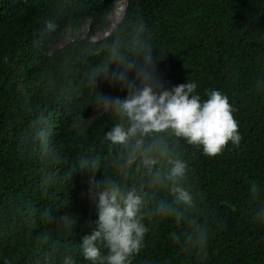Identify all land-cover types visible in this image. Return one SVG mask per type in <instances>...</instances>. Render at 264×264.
Here are the masks:
<instances>
[{
    "label": "trees",
    "instance_id": "1",
    "mask_svg": "<svg viewBox=\"0 0 264 264\" xmlns=\"http://www.w3.org/2000/svg\"><path fill=\"white\" fill-rule=\"evenodd\" d=\"M112 5L0 0V264H102V240L95 262L81 245L97 228L90 193L107 181L142 200L147 231L126 264H264V0H125L115 26L91 39ZM149 53L167 87L228 97L239 146L209 157L171 130L107 139L130 123L115 110L127 91L116 74L134 78ZM105 97L110 106L88 118ZM175 159L187 165L178 180Z\"/></svg>",
    "mask_w": 264,
    "mask_h": 264
},
{
    "label": "clouds",
    "instance_id": "2",
    "mask_svg": "<svg viewBox=\"0 0 264 264\" xmlns=\"http://www.w3.org/2000/svg\"><path fill=\"white\" fill-rule=\"evenodd\" d=\"M116 78L123 82L127 91L124 98L115 100V110L126 116L130 123L127 129L117 124L107 133V139L112 143L126 144L137 133L143 136L171 130L187 144L202 147L203 153L209 157L221 154L229 141L239 146L242 137L238 132V121L233 118L228 97L220 91L207 92V99H202L195 94V82L167 87L150 53L145 56L143 67L137 68L134 78L129 79L123 72L117 73ZM111 103L105 97V104ZM141 143V140L136 141L137 146ZM154 163L155 160L145 161L149 165ZM169 163L172 164L170 178L182 179L186 163L180 159L170 160ZM173 192L178 200L191 202L184 189L175 187ZM90 197L96 207L97 228L83 238V257L93 262L101 259L96 242L102 240L109 250L102 264L105 260L106 264H126L127 258L139 251L147 231L137 218L141 197L135 190L125 194L111 181L98 185Z\"/></svg>",
    "mask_w": 264,
    "mask_h": 264
},
{
    "label": "rangeland",
    "instance_id": "3",
    "mask_svg": "<svg viewBox=\"0 0 264 264\" xmlns=\"http://www.w3.org/2000/svg\"><path fill=\"white\" fill-rule=\"evenodd\" d=\"M124 3H125V0H113L112 9L110 10V12L108 13V15L106 17V24L104 25V27L100 31L92 32L90 34L91 39H96V38H99V37L105 35L107 32L110 31V29H112L115 26V24L117 23L118 19L120 18L121 14H122ZM86 32H87V25L86 24L83 25L78 31L72 32L69 29H66L60 33V35L57 39L56 46L63 45L68 39L82 37L85 35ZM112 99H113L112 97L109 98V100H111V101H112ZM109 106L110 105H106L104 103L100 107L95 108L88 115V118H90L94 113H98V112L105 110Z\"/></svg>",
    "mask_w": 264,
    "mask_h": 264
}]
</instances>
